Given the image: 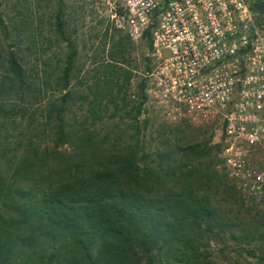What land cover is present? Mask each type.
<instances>
[{"label": "trees", "instance_id": "1", "mask_svg": "<svg viewBox=\"0 0 264 264\" xmlns=\"http://www.w3.org/2000/svg\"><path fill=\"white\" fill-rule=\"evenodd\" d=\"M5 2L0 0V264H212L203 240L229 225L212 196L228 179L216 169L221 159L211 157L208 139L145 150L140 142L147 121L143 126L139 117L147 78L140 76L129 95L133 72L122 68V39L78 91L79 119L69 88L77 50L62 8L41 36L35 17H9ZM258 18L263 23L264 15ZM143 39L151 49L150 29ZM54 45L57 51L49 54ZM54 86L61 91L57 98L47 94ZM46 95V104L30 113L38 110L44 122L11 145L8 129L29 115L28 98ZM114 118L120 132L108 143L110 130L100 135L97 125ZM51 123L49 145L44 140ZM37 125L41 132L33 130ZM262 218L241 222L240 234L230 236L239 245L262 242L264 256Z\"/></svg>", "mask_w": 264, "mask_h": 264}, {"label": "built area", "instance_id": "2", "mask_svg": "<svg viewBox=\"0 0 264 264\" xmlns=\"http://www.w3.org/2000/svg\"><path fill=\"white\" fill-rule=\"evenodd\" d=\"M137 41L151 31L146 93L169 123L220 124L221 168L264 211V23L251 0H86Z\"/></svg>", "mask_w": 264, "mask_h": 264}, {"label": "rangeland", "instance_id": "3", "mask_svg": "<svg viewBox=\"0 0 264 264\" xmlns=\"http://www.w3.org/2000/svg\"><path fill=\"white\" fill-rule=\"evenodd\" d=\"M251 1L254 3L261 0ZM5 4L9 17L19 19L29 13L32 18L35 17L34 24H39L42 29L41 36H45L48 33L47 28L48 22L51 20L50 17L56 13L59 7L62 8L66 35L74 42L77 50L74 72L69 88L73 89L75 93L72 110L79 119L83 111L78 107L76 98L78 91L85 86V80H88V76L93 72L94 68L100 66V62L103 59L105 60L109 53L118 46L119 40L122 39L124 41L127 49V53L125 54L126 62L122 65V68L133 72L130 85L128 86L129 95L136 93L139 77L143 76L152 67L151 49L147 45V42L144 39L135 41L130 37L128 38L127 33L115 26L110 20L107 11L98 4L86 0H7ZM41 40L44 39L41 38ZM62 46H65V44L62 43ZM57 49V46L54 45L48 53L57 51ZM90 82V80L87 81V83ZM60 93L61 91L55 89V86L47 91V94L49 96L53 94L54 98H57ZM47 97L46 95L38 101L28 98L27 108H30L28 109L29 115L25 114L23 118L19 116L17 118V127L10 126L8 129V134L11 136L12 141L11 145H14L19 137L23 136L22 134L24 133L22 132L29 134L33 125L44 122L38 110H36L34 116L30 113L32 110L44 106ZM131 99L132 96H130ZM139 120L142 121L141 125L143 126L145 125L144 122L147 121L146 128L142 130L143 135L140 142L146 151L156 152L159 149L168 148L166 147L167 145L170 146L169 148H172L176 144H187L190 140L203 142L208 139V145L211 147V157H214V159L220 157L219 122L214 121L205 125H192L185 122L169 123L164 120L157 103L148 95L144 103V111ZM115 122H117V118L105 119L104 123L97 125L100 135L110 130L108 143H111L118 132H120L114 126ZM52 123L47 124V128L45 129L47 137L44 143L49 145L52 144L49 139L53 129ZM33 130L41 132V126L37 125ZM127 132L131 133V130L127 129ZM127 138V136H124L123 140ZM220 164L221 162L216 164L215 167L222 172L223 169L220 167ZM226 182L224 190L220 189L218 192H213V204L219 209L222 222L233 225L222 226L223 230L217 226L214 232L211 233V238L203 240L202 249L209 252L212 264H264V256L260 250L262 242L252 241L249 245H239L230 236L231 231L237 235L240 234L239 224L241 222L252 221L253 225L254 221L259 220V215L263 216L261 223L264 224V211L257 209L256 206L246 204L232 183L229 180ZM247 249L251 253H248ZM261 257L263 259H260Z\"/></svg>", "mask_w": 264, "mask_h": 264}, {"label": "water", "instance_id": "4", "mask_svg": "<svg viewBox=\"0 0 264 264\" xmlns=\"http://www.w3.org/2000/svg\"><path fill=\"white\" fill-rule=\"evenodd\" d=\"M253 8L261 15H264V1L254 2Z\"/></svg>", "mask_w": 264, "mask_h": 264}]
</instances>
